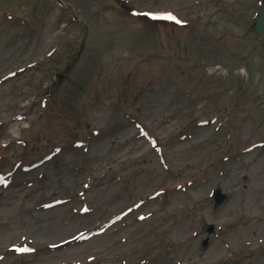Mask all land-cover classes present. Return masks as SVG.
<instances>
[{
    "label": "rangeland",
    "instance_id": "1",
    "mask_svg": "<svg viewBox=\"0 0 264 264\" xmlns=\"http://www.w3.org/2000/svg\"><path fill=\"white\" fill-rule=\"evenodd\" d=\"M60 1L0 0V264H264V0Z\"/></svg>",
    "mask_w": 264,
    "mask_h": 264
},
{
    "label": "water",
    "instance_id": "2",
    "mask_svg": "<svg viewBox=\"0 0 264 264\" xmlns=\"http://www.w3.org/2000/svg\"><path fill=\"white\" fill-rule=\"evenodd\" d=\"M254 33L257 36H264V7H261L256 15V19L254 22ZM214 196L216 202H219L220 200L225 198L224 196L219 197L218 192H215Z\"/></svg>",
    "mask_w": 264,
    "mask_h": 264
},
{
    "label": "trees",
    "instance_id": "3",
    "mask_svg": "<svg viewBox=\"0 0 264 264\" xmlns=\"http://www.w3.org/2000/svg\"><path fill=\"white\" fill-rule=\"evenodd\" d=\"M156 22V23H161L162 22V20H160V19H157V20H153V22Z\"/></svg>",
    "mask_w": 264,
    "mask_h": 264
},
{
    "label": "bare ground",
    "instance_id": "4",
    "mask_svg": "<svg viewBox=\"0 0 264 264\" xmlns=\"http://www.w3.org/2000/svg\"><path fill=\"white\" fill-rule=\"evenodd\" d=\"M245 208H247V206H246V205H245ZM9 235L11 236V235H14V234H9ZM9 235H7V236H6V238H7Z\"/></svg>",
    "mask_w": 264,
    "mask_h": 264
},
{
    "label": "snow or ice",
    "instance_id": "5",
    "mask_svg": "<svg viewBox=\"0 0 264 264\" xmlns=\"http://www.w3.org/2000/svg\"><path fill=\"white\" fill-rule=\"evenodd\" d=\"M169 19H171V17H168Z\"/></svg>",
    "mask_w": 264,
    "mask_h": 264
}]
</instances>
